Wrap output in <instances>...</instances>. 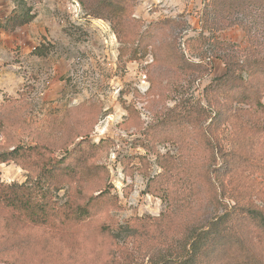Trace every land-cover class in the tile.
<instances>
[{
    "label": "rangeland",
    "instance_id": "374dc122",
    "mask_svg": "<svg viewBox=\"0 0 264 264\" xmlns=\"http://www.w3.org/2000/svg\"><path fill=\"white\" fill-rule=\"evenodd\" d=\"M210 1L0 0L2 24L14 13L34 16L12 32L0 30V152L46 145L59 160L80 142L100 144L81 159L100 167L102 189L116 198L118 208L99 217L112 219V226L139 229L137 221L169 209L182 223L170 236L179 238L233 207L264 212V132H252L264 129V117L238 102L236 91L209 89L226 72L219 56L240 63L248 56V35L239 26L207 31ZM238 19L264 43V9ZM256 46L264 56V46ZM241 138L247 147L239 151ZM240 155L250 159L247 166ZM162 160L183 162L189 170L181 176L192 189L176 188L174 196L165 185L150 191ZM224 167L233 170L227 177ZM34 177L14 161L0 164L2 185L31 186ZM167 181L162 173L156 182ZM68 190L51 189L58 206ZM93 226L60 240L42 231L17 240L0 232V264H107L112 255L114 264H156L153 254L166 252L161 246L148 252L127 232L106 250Z\"/></svg>",
    "mask_w": 264,
    "mask_h": 264
},
{
    "label": "trees",
    "instance_id": "16d2710c",
    "mask_svg": "<svg viewBox=\"0 0 264 264\" xmlns=\"http://www.w3.org/2000/svg\"><path fill=\"white\" fill-rule=\"evenodd\" d=\"M83 1L78 0L81 5ZM263 9L264 0H211L203 19L207 31L239 26L248 35V48L245 50L248 56L244 57L242 63L227 55L219 56L218 59L223 63L226 72L222 78L214 80L209 89L217 91L222 88L224 94L236 91L238 102L245 101L251 109H256L264 117V105L260 101L264 92V56L259 53L257 46L255 47L264 46V43L259 41L263 36L249 31L238 19V16L249 18ZM33 19L34 16L28 13H14L4 24L0 22V30L12 32L29 24ZM222 44L215 43L217 48L225 50ZM226 47L232 48L231 45ZM189 66L191 65H187L186 69ZM243 72L246 73L247 79L241 77ZM258 76H261L260 79ZM252 132L263 133L264 129H252ZM256 136L252 135L247 141L255 139ZM242 141L241 138L236 144L239 151L247 147ZM99 147L100 144L92 146L86 141L80 142L59 160L52 156L46 145L30 148L16 145L12 150L0 152V164L14 161L35 176L31 186L0 184V232L3 236L17 240L31 230L42 231L45 233L43 235L60 240L59 238L78 234L80 229L92 223V235L104 240L105 246L101 247L106 250L117 244L121 232H127V236L136 238L140 247L150 253L157 251L160 246L167 247L165 253L153 254L157 258L156 264H264V212L250 204L233 207L230 212L216 217L207 226L187 227L179 238L177 235L173 238L170 236V232L182 223L178 221L176 213L169 209L160 218L135 221V226L141 225L139 229L127 225L124 228L112 226V219L109 218L100 221L99 217H107L108 211L117 209L118 205L116 198L112 197L107 189H102L101 179L97 177L100 167L88 165L89 160L81 159L84 158L82 151L89 149L90 153H95ZM238 161L244 166L250 163L247 155H240ZM161 164L162 173L168 178V183L156 182L161 178V173L155 181L149 182L150 191H156L151 189L153 186L165 185L170 196H174L176 188L185 192L189 191V187L192 189V183L187 185L181 176V170H189L183 162L162 160ZM232 171L224 167L226 177ZM205 183H208V180ZM65 185L69 187L67 199L58 206L52 199L51 189L59 190ZM210 185L213 188L212 184ZM94 193L99 194L94 196ZM46 230L53 231L54 234L61 233V236L53 237L46 234ZM250 235L255 238L244 237ZM107 264H114L113 255Z\"/></svg>",
    "mask_w": 264,
    "mask_h": 264
}]
</instances>
